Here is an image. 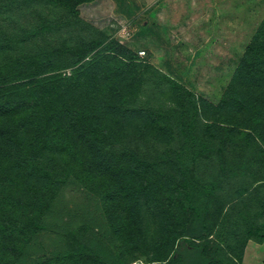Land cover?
Instances as JSON below:
<instances>
[{"label": "rangeland", "instance_id": "rangeland-1", "mask_svg": "<svg viewBox=\"0 0 264 264\" xmlns=\"http://www.w3.org/2000/svg\"><path fill=\"white\" fill-rule=\"evenodd\" d=\"M263 18L264 0H0V74L24 118L0 119V165L23 144L57 163L85 149L64 99L113 135L98 172L57 179L27 262L239 264L264 224V88L239 71ZM97 63L108 68L80 73ZM180 84L208 156L181 134Z\"/></svg>", "mask_w": 264, "mask_h": 264}, {"label": "trees", "instance_id": "trees-1", "mask_svg": "<svg viewBox=\"0 0 264 264\" xmlns=\"http://www.w3.org/2000/svg\"><path fill=\"white\" fill-rule=\"evenodd\" d=\"M110 51L120 56L125 54V52L112 47ZM81 52V56H84L87 53V48L83 47ZM125 65L127 66V64ZM239 66L240 79L247 86L254 85L258 90L264 88V18L259 23L258 33ZM105 68L108 67H105L102 63H97L91 70L82 67L80 73L90 74V72L94 73L96 70H104ZM131 69L132 67H130V71ZM179 88L181 114H185V121H181V134L190 143V151H193L192 157L195 158L198 155L208 156L209 149L202 142V138L198 141V144L196 141L198 135L191 117V108L196 109V103L192 99L194 97L193 91L181 84ZM16 89H18V83L15 78H12V76L10 78L4 77L0 74V91L5 90L9 94L4 101H0V119L8 117L15 121L19 120V118L15 119V117L20 116V112L17 111L20 100L15 95ZM191 99L193 100L192 107H189L186 102L189 103ZM61 102L58 109L62 111L65 119L64 124L70 125L74 131L82 135L85 149L80 148V145L72 144L71 147H67V152H65L68 154L69 159L66 162L57 163L49 157L52 154L51 152L48 156H42L41 151L33 153L28 149L30 146L23 144L18 145L20 153L16 155L11 167L10 165L5 166V164L0 165V264H34L26 261L27 257L24 249L29 247L36 234L46 228L44 225L42 226V217L48 211L50 190L56 188L57 184L55 182H57V179H60V177L66 178L70 173L88 175V173L94 171L98 172L99 168L97 166L102 167L105 162L107 163V160L97 153V151L99 152L98 149L102 150L100 146L105 149H113V143L110 141L113 135L106 132L105 128L98 123L96 115L91 114L90 111H73L74 107L66 99ZM5 104H9L10 111L4 109ZM237 104L239 105L240 102ZM61 120L62 118L57 116V123ZM17 134L19 136L21 133ZM70 134V129L67 127L63 136L59 138H65ZM1 135L3 134L0 131ZM4 150L5 146L0 143V151ZM117 171L127 173L130 172V169L125 165H121ZM189 171V168L184 166L182 177H185ZM182 182L184 183L182 184ZM125 183L127 184L128 180ZM61 185L62 180L60 182L58 180V186ZM181 186L184 189L194 188L185 178L181 181ZM262 227L263 230L255 238L258 242L264 240V224Z\"/></svg>", "mask_w": 264, "mask_h": 264}, {"label": "crops", "instance_id": "crops-1", "mask_svg": "<svg viewBox=\"0 0 264 264\" xmlns=\"http://www.w3.org/2000/svg\"><path fill=\"white\" fill-rule=\"evenodd\" d=\"M239 264H264V240H249L245 243Z\"/></svg>", "mask_w": 264, "mask_h": 264}, {"label": "built area", "instance_id": "built-area-1", "mask_svg": "<svg viewBox=\"0 0 264 264\" xmlns=\"http://www.w3.org/2000/svg\"><path fill=\"white\" fill-rule=\"evenodd\" d=\"M123 31L125 32V29ZM140 54H144V52H141ZM129 264H152V263L138 258V259L132 260Z\"/></svg>", "mask_w": 264, "mask_h": 264}]
</instances>
